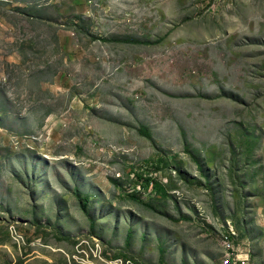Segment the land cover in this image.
I'll return each mask as SVG.
<instances>
[{"label":"rangeland","instance_id":"rangeland-1","mask_svg":"<svg viewBox=\"0 0 264 264\" xmlns=\"http://www.w3.org/2000/svg\"><path fill=\"white\" fill-rule=\"evenodd\" d=\"M0 123V264H264V0H0Z\"/></svg>","mask_w":264,"mask_h":264},{"label":"trees","instance_id":"trees-1","mask_svg":"<svg viewBox=\"0 0 264 264\" xmlns=\"http://www.w3.org/2000/svg\"><path fill=\"white\" fill-rule=\"evenodd\" d=\"M23 12H25V11H23ZM0 125H1V123H0ZM155 159L156 158H154V160ZM135 177H136V182H135L136 186L140 184V186H142V188L144 190H148L149 188L152 187L157 193H159L163 196L168 195V191H167L165 185H163L162 182L158 178H155L153 176H148V175L145 176L143 173H139V172L136 173ZM129 196H131V198L133 200H136V201L140 200V197H138L136 195V193H131ZM87 201H88V197H84L83 198V206H86ZM123 258L125 259V261L128 260V258L125 256H123Z\"/></svg>","mask_w":264,"mask_h":264},{"label":"built area","instance_id":"built-area-1","mask_svg":"<svg viewBox=\"0 0 264 264\" xmlns=\"http://www.w3.org/2000/svg\"><path fill=\"white\" fill-rule=\"evenodd\" d=\"M223 242L225 247H229L228 259H232V264H251L248 260V256L235 252V247L232 244L231 236L229 234H223Z\"/></svg>","mask_w":264,"mask_h":264}]
</instances>
